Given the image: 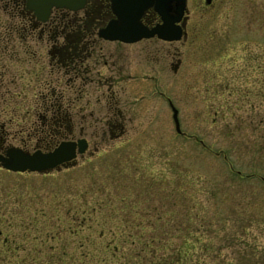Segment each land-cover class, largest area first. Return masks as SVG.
I'll return each mask as SVG.
<instances>
[{
  "label": "rangeland",
  "instance_id": "1",
  "mask_svg": "<svg viewBox=\"0 0 264 264\" xmlns=\"http://www.w3.org/2000/svg\"><path fill=\"white\" fill-rule=\"evenodd\" d=\"M262 4L218 0L205 7L201 0H190L186 37L173 43H138L122 60L123 86L78 92L74 139L88 140L85 154L43 174L0 167V264H50L49 249L59 246L49 238L56 232L57 217L70 211L72 201L107 200L110 193L134 207L130 210L121 202L125 211L117 215L122 219L130 215L140 221L145 214L152 222L171 216L177 220L176 227L147 225L146 232L184 231L186 219H202L194 229L204 237L202 244L212 248L199 252L197 264H264ZM11 14L0 10V74L8 71L12 82V101L0 106V133L5 150L27 145L33 151L42 115L51 116L52 107L35 103L41 94L38 88L24 91L13 82L37 67L31 61L34 56L21 65L26 56L18 53L23 49L17 33L6 50L10 54H2L7 26L14 24ZM31 40L30 53L38 47L46 54L45 44ZM107 62L110 67L109 56ZM103 71L107 84L117 81ZM57 94L62 103L56 106L65 112L67 91L59 89ZM170 101L179 111L182 133L176 130ZM155 175L159 181H154ZM173 177L174 186L186 194L194 192L193 197L178 192L171 198L167 183ZM209 187L219 195L205 194Z\"/></svg>",
  "mask_w": 264,
  "mask_h": 264
},
{
  "label": "flooded vegetation",
  "instance_id": "2",
  "mask_svg": "<svg viewBox=\"0 0 264 264\" xmlns=\"http://www.w3.org/2000/svg\"><path fill=\"white\" fill-rule=\"evenodd\" d=\"M126 1L117 0L115 8L113 0H88L85 8L79 11L54 7L51 10L49 18L46 21H42L33 10L28 8V0H0V10L12 12L11 23H14L7 26L8 37H6L7 42L2 54H10V51L6 50L12 41V34L15 36L17 33L16 41H18V44L20 43L23 49L22 52L18 53H22L21 58L22 55L26 56L21 65H26L27 57L34 56L35 59H31V61L37 67L28 72L23 71L18 76V79H15L13 82L18 84L24 91L28 86L35 89L38 88L41 94L35 103H50L52 107L51 116L42 115L43 121L39 122L38 129L40 131H37L38 141L35 147H33V151L27 145H23V148L20 149L31 154L36 151L49 153L63 141L80 140L74 139V106L75 102L80 99L78 98V92L89 90L91 87L100 91L104 90L107 86L111 88L110 90L117 86H123V84L119 85L123 81L122 78L126 71L122 60L125 56L131 55L133 52L131 48L138 43L153 39L173 43L161 40L157 36L135 43L111 41L100 37L99 31L101 29L105 28L111 21L119 19L122 7L124 5L127 6L130 0ZM201 1L204 2L205 7H211L216 5L218 0H213L210 5L206 3V0ZM189 3L190 0H186L182 20L178 23V25L185 28V31L190 23ZM262 3V9H264V0H262ZM182 4V0H173L168 7L170 10L168 15L178 17V8ZM114 9L117 13H115ZM141 23L151 29L164 25L163 16L156 10V1L153 6L144 10ZM28 33L34 34L32 35L33 37H29L31 35H27ZM29 38L38 40V45L40 46L45 44L48 48L46 54L37 51L38 47L35 53H30L33 47L27 45ZM108 46L110 47L108 50H112L113 53H109L106 50ZM108 56L113 61L110 67H108L109 63L107 62ZM103 70H107L109 75L115 77L117 81L107 84L105 79L106 73ZM43 72L46 73L45 79H42ZM10 76L8 71L0 74V106L12 101L9 99V95L11 94L10 86L12 85ZM150 80L151 78L147 81L151 82ZM17 81L19 82L17 83ZM59 89L67 91L66 103H68V108L65 112L59 107V104L56 106V103H62L57 94ZM115 103H118V101ZM5 143V139L0 133V153L6 152L4 149ZM9 148L12 147H8L7 149Z\"/></svg>",
  "mask_w": 264,
  "mask_h": 264
},
{
  "label": "trees",
  "instance_id": "3",
  "mask_svg": "<svg viewBox=\"0 0 264 264\" xmlns=\"http://www.w3.org/2000/svg\"><path fill=\"white\" fill-rule=\"evenodd\" d=\"M224 156L228 158L227 154ZM171 165L173 164L167 165L169 171H172L173 176H178L177 170ZM173 178L167 183L168 195L171 198L176 197L178 192L179 195H185L182 187L174 186L176 178ZM177 178L182 181L180 176ZM189 180L191 179H186L188 185ZM154 181H159L157 175L154 176ZM202 181L206 182L207 179L201 178ZM184 185L185 183L182 186ZM94 193L95 189H92V194ZM193 194L194 192L186 195L193 197ZM205 194L209 197L219 195L210 187ZM109 195L107 200L92 198L85 204L72 201L70 211L67 210L63 217H57L54 223L56 232H52L49 238L50 241H58L59 246L49 249L50 264H197L200 251L210 252L212 245L202 244L204 237L194 229L201 224L202 219H186L184 231L163 234L146 232L144 227L147 225L154 228L168 225L176 227L177 220L171 216L168 221L165 219L161 222V219H157L152 222L145 214L143 216L146 219L140 221L130 215L122 219L117 211H125V208L133 210L134 207L125 200H116L112 193ZM187 196L184 198L188 199Z\"/></svg>",
  "mask_w": 264,
  "mask_h": 264
},
{
  "label": "water",
  "instance_id": "4",
  "mask_svg": "<svg viewBox=\"0 0 264 264\" xmlns=\"http://www.w3.org/2000/svg\"><path fill=\"white\" fill-rule=\"evenodd\" d=\"M127 2L126 0H124ZM156 1V10L163 16L164 25L148 28L141 23V17L147 8L153 6ZM173 0H130L128 5L122 7L119 19L111 21L105 28L99 31V36L111 41H123L135 43L143 39L158 37L169 42L181 41L188 35L185 28L178 25L182 20L186 7V0H182V6L178 8V17H171L169 6ZM213 0H206L211 4ZM114 8L117 0H113ZM88 0H28V8L33 10L38 18L46 21L54 7L68 8L72 11H79L85 8ZM115 10V9H114ZM115 13L117 11L115 10ZM173 110V119L176 130L182 133L179 120V111L170 103ZM89 148L86 139L78 141H63L52 152L43 153L36 151L28 153L20 148H9L5 153H0V167L15 173H49L63 166L72 164L79 155H83ZM2 232L0 231V236Z\"/></svg>",
  "mask_w": 264,
  "mask_h": 264
}]
</instances>
